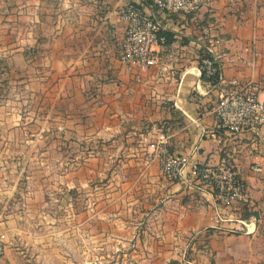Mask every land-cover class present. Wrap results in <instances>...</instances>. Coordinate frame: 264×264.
I'll use <instances>...</instances> for the list:
<instances>
[{"label":"crops","instance_id":"1","mask_svg":"<svg viewBox=\"0 0 264 264\" xmlns=\"http://www.w3.org/2000/svg\"><path fill=\"white\" fill-rule=\"evenodd\" d=\"M134 1L0 0V53L9 69L28 68L31 85L43 88L30 95L43 92L50 103L46 124L92 149L87 177L84 163L64 183L96 199L78 210L74 234L45 235L43 247L35 236L34 264L85 256L111 264H264V124L223 134L213 111L233 81L261 84L264 101V0H214L194 15L163 14L144 2L171 38L153 47L162 63L146 71L120 56L126 24L119 13ZM206 30L222 41L223 83L215 87L199 68ZM161 138L171 154L201 168L230 158L244 172L251 203L223 209L191 166L168 182L150 147ZM15 189L0 176V235L13 232V244L17 228L5 212ZM54 239L61 249L48 244ZM10 244L0 264H26Z\"/></svg>","mask_w":264,"mask_h":264},{"label":"rangeland","instance_id":"2","mask_svg":"<svg viewBox=\"0 0 264 264\" xmlns=\"http://www.w3.org/2000/svg\"><path fill=\"white\" fill-rule=\"evenodd\" d=\"M6 55L0 53V176L9 186L16 187L5 213L14 220L15 240L19 241L13 244V232L7 234V238L1 234L0 239L4 253L10 240V246L15 245L23 252L24 263L34 264L30 253L34 238L42 236L36 246L43 247L45 235L74 234L72 221L78 210L82 211L96 199V196L78 193L75 188L69 189L64 183L68 174L75 173L84 163L88 164L85 166L87 177V170L91 169L87 160L92 149L78 146V141L58 126L54 129L56 125L45 123L44 110L50 103L40 97L43 92L30 95L33 90L43 91V88L31 85L28 68L13 74ZM71 179L76 181L75 175ZM100 198L105 202L103 196ZM58 240L48 244L61 249ZM66 259L61 260L69 264H111L114 261L87 256Z\"/></svg>","mask_w":264,"mask_h":264},{"label":"built area","instance_id":"3","mask_svg":"<svg viewBox=\"0 0 264 264\" xmlns=\"http://www.w3.org/2000/svg\"><path fill=\"white\" fill-rule=\"evenodd\" d=\"M153 7L167 15H194L211 7L214 0H152ZM145 0H135L120 11V19L126 24L125 36L121 45V60L129 66H136L141 71L161 65V57L154 51L155 45H165L164 26L145 8ZM204 55L199 57V68L204 75L203 82L210 87L223 83L221 65L216 48L221 40L206 30L203 33ZM201 75V77H202ZM219 75L216 85L210 81ZM262 86L259 83L231 82L219 94L214 108L215 124L223 134L232 136L246 131H255L264 124V101L260 99ZM160 163L164 178L168 182L181 179L186 167L191 166L192 173L200 184L211 190L223 209L246 208L252 200L250 189L244 179V172L234 166L230 158H223L214 167L201 168L191 164L185 156L171 154L165 138L150 146ZM261 172L257 166L251 168ZM220 221L225 220L220 217ZM246 226V225H245ZM248 233V229H247ZM4 247L0 239V255Z\"/></svg>","mask_w":264,"mask_h":264},{"label":"trees","instance_id":"4","mask_svg":"<svg viewBox=\"0 0 264 264\" xmlns=\"http://www.w3.org/2000/svg\"><path fill=\"white\" fill-rule=\"evenodd\" d=\"M145 1L148 2L149 4H151V5L153 6V1H152V0H145ZM164 36H165L166 39H167L166 44H170V43H171V38H170L169 33L165 32V33H164ZM201 51H202V52L200 53V56H203V55H204V52H203V50H201ZM202 79H204V75H202ZM210 81L213 83V85H216V84L219 82V75H216V76H215L214 78H212Z\"/></svg>","mask_w":264,"mask_h":264}]
</instances>
